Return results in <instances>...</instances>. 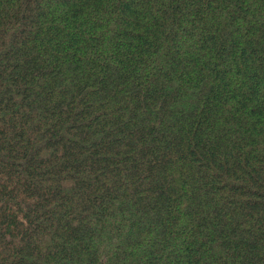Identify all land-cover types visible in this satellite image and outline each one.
<instances>
[{
	"label": "trees",
	"instance_id": "1",
	"mask_svg": "<svg viewBox=\"0 0 264 264\" xmlns=\"http://www.w3.org/2000/svg\"><path fill=\"white\" fill-rule=\"evenodd\" d=\"M0 264H264V0H0Z\"/></svg>",
	"mask_w": 264,
	"mask_h": 264
}]
</instances>
